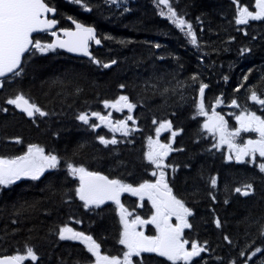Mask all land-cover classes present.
<instances>
[{
	"label": "trees",
	"instance_id": "trees-1",
	"mask_svg": "<svg viewBox=\"0 0 264 264\" xmlns=\"http://www.w3.org/2000/svg\"><path fill=\"white\" fill-rule=\"evenodd\" d=\"M127 1L117 7L105 0H88L92 11H84L71 0H46L56 9L61 26L69 25V17L95 26L102 46L92 49L94 57L116 64L104 68L61 50H33L23 58L21 76L0 81V156L23 155L34 144L59 157L57 168L46 170L39 179L23 178L0 188V255H26L27 246L38 261L29 258L25 264L91 263L93 256L85 244L59 239L58 229L67 225L92 236L103 254L123 256L117 208L111 203L85 208L75 192L79 180L68 174L67 165L83 166L132 186L149 182L153 176L145 158L147 140L157 135L161 122L170 121L171 129L160 131V138L179 150L166 158L168 186L193 212L185 239L208 249L194 264H264V173L256 162L227 161L222 149L213 148L215 137L202 128V116L193 118L201 82L209 86L204 93L208 110L222 95L245 103L255 90L264 99V20L235 22L237 3L250 10L255 0H170L192 24L198 47L159 14L167 9L155 0ZM49 39L47 33L34 35L43 43ZM245 48L249 51L242 54ZM194 75L196 81L191 79ZM21 93L48 115L29 117L6 103ZM121 95L136 105L135 124L128 121L127 136L105 125L93 129L76 118L84 112L90 124H98L91 113H106L103 102ZM173 131L179 132L174 138ZM99 136L115 137L118 143L106 146ZM249 183L254 188L251 195L235 192ZM123 205L137 210L130 194ZM217 219L221 227L216 226ZM256 248L262 252L252 256ZM132 264L171 262L152 252L133 256Z\"/></svg>",
	"mask_w": 264,
	"mask_h": 264
},
{
	"label": "snow or ice",
	"instance_id": "snow-or-ice-1",
	"mask_svg": "<svg viewBox=\"0 0 264 264\" xmlns=\"http://www.w3.org/2000/svg\"><path fill=\"white\" fill-rule=\"evenodd\" d=\"M72 3L79 5L84 11H92L88 4V0H71ZM110 5L121 6V0H105ZM158 6L163 5L167 11H160L161 16H166L181 32L189 38L190 43L194 47H198V38L193 31V26L183 16L172 7L170 0H155ZM235 2V0H234ZM237 15L235 22L238 25H246L250 21L264 20V0H255V11H250L248 7H240L237 3ZM56 9L50 7L46 0H0V77H5L7 74H12L14 77L21 76L24 69L22 67V56L26 52L33 50L45 53L55 48H66L68 52L82 53L85 56H91L88 51V41L95 40L96 44H100L101 40L96 39V30L93 26H87L82 22L72 19L75 25V30L63 29V33L68 39L57 40L51 44H42L39 40H33L32 34L40 31H48L52 29L58 22L55 19L46 18L45 14L55 12ZM129 11L124 8V12ZM55 36L56 32L52 31ZM112 37H105L111 39ZM120 43H126L120 41ZM155 47L159 48L160 45L156 44ZM249 51L242 49L241 53ZM91 62L99 64L104 68H109L111 65L117 63L116 60H111L104 63L91 57ZM252 70L249 69V72ZM196 81L198 77L194 75L191 78ZM225 80L228 78L225 77ZM248 79V75H244V80ZM124 88L125 85H120ZM209 86L203 82L199 84L200 101L195 104V116H207L205 111L204 93L205 89ZM243 87V82L238 86L236 91ZM167 91V89H165ZM249 99L256 104L264 107V99H261L255 90H251ZM222 101L217 98V103ZM9 105H14L16 108L21 109L29 117L36 114L39 116H46L48 113L41 110L34 102H30L22 93L15 95L6 101ZM105 108H113L116 111H121L127 108L129 113L136 107L135 104L129 102L127 96L121 95L115 101L105 100ZM233 106L239 107L237 100L231 101ZM212 115L203 123L202 128L207 130L213 136L219 135V142L213 144V148H218L221 144H227L228 148L235 153V158L238 162H243L246 156H251L255 159V154L259 153L260 157H264V116L257 115L254 111L241 112L236 117L239 127L234 131H228L227 122L222 116L215 111V105L212 106ZM7 111V109H4ZM91 116L96 117L100 124H90L89 114L81 112L76 118L82 121L85 125L96 129L101 124L108 127L112 132H122L125 136L129 134L128 121L135 124L133 116L129 114L124 120H111V113L107 116L101 115L99 112H92ZM156 124L157 121L153 120ZM172 124L170 121L160 123L156 129L157 136L162 129H171ZM241 132H255L259 134V139L247 140L243 145L236 144L235 138L240 136ZM178 133L172 132L174 138ZM101 144L115 145L118 143L117 139H106L104 136L98 137ZM17 142L19 140L17 139ZM149 151L145 153L146 160L154 164L158 169H161L160 175L155 183L145 181L139 187L133 188L131 185L124 184L120 180L109 179L99 173L89 172L83 166H75L68 163L67 169L70 176H79L80 184L75 189L76 195L81 201L84 202V207L88 208L90 205L99 206L105 200L115 201L120 208L121 222L124 224V230L121 233L119 243L125 245L128 249L124 253L123 260L115 256L109 257L101 255L100 245L93 239L92 236L85 235L83 232H77L73 228L65 225L58 229V236L60 240H81L87 246V251L95 257V264H132L131 257L133 255L139 256L141 252H155L162 257H166L171 264H194V259L199 258L201 253L208 251L206 247L197 241H188L183 239L182 232L184 229L191 228L189 217L193 215L190 208L185 206V203L177 199L172 194V189L165 181L163 172V160L168 156L171 151H178L173 149L171 142L168 144H160L159 141H153L151 137L148 138ZM227 159L231 160L232 155ZM59 163L57 155L48 153L38 145H28L27 151L20 156L13 158H5L0 156V188H8L23 178H30L37 180L46 171V169H55ZM260 172L264 173V163L258 165ZM155 176L156 173L153 172ZM217 185V177H211V186L215 188ZM121 192H132L134 195H139L141 199L147 196L152 202L155 213L150 220H141L139 216L132 220L131 224L128 223L126 216L129 215L123 205L120 204L119 196ZM236 193L243 196L251 195L254 192L251 183L246 184L243 188H236ZM211 195V193H209ZM215 199V197H213ZM227 203V201H225ZM175 217L176 223L172 224L170 218ZM79 223V221H77ZM151 223L154 224L157 230L156 236H145L143 232H137L135 225ZM217 227H221L220 220L215 221ZM261 235H264V227L261 228ZM229 240L228 236L224 237ZM207 243V242H205ZM190 244V249L185 245ZM262 249L256 248L252 256L256 253H261ZM241 256L245 253L241 252ZM31 259V261H38V256L31 247L26 246V255H5L0 256V264H22L23 261ZM252 257L250 256L249 259ZM235 264V262H231ZM247 264V261L245 262Z\"/></svg>",
	"mask_w": 264,
	"mask_h": 264
},
{
	"label": "rangeland",
	"instance_id": "rangeland-1",
	"mask_svg": "<svg viewBox=\"0 0 264 264\" xmlns=\"http://www.w3.org/2000/svg\"><path fill=\"white\" fill-rule=\"evenodd\" d=\"M126 3L127 1L126 0H121V3ZM161 8H163L164 10L166 9V8H164V6L163 5H161L160 6ZM255 11V10H254ZM42 43V42H41ZM42 44H51V42H47V43H42ZM249 104V103H248ZM255 108H258V109H261V106H257V104H255V102L253 103V104H249L248 106H246V107H244V108H240V106L239 107H235V111H233V114L231 115V121H232V123H233V126L232 127H230L229 126V123L227 122V126H228V131H234L236 128H238L239 127V124H238V122H237V120H236V117L238 116V115H240L241 114V112H245V111H254V109ZM108 110H109V112L108 113H106V114H101V115H108L109 113H111V118H112V120H113V122H115V121H117V120H124L126 117H127V115H128V113H127V111L126 110H124V108L121 110V111H118V113L119 114H121V118L120 119H117V118H114V113H113V111H116L115 109H113V108H111V107H109V108H107ZM239 109V110H238ZM254 112H256V111H254ZM256 114L257 115H260L258 112H256ZM212 115V113H207V116H203V123L208 119V116H211ZM94 120H97V118L96 117H94ZM98 124H100V123H98ZM118 133H120V132H118ZM215 137V141L218 143L219 142V135H216V136H214ZM249 139H252V140H256V139H259V134L258 133H255V132H241V134H240V136H238V137H236L235 138V143L236 144H238V145H243L247 140H249ZM152 140L153 141H159V143L160 144H164L161 140H160V137H159V139H156V138H152ZM147 145H148V148H147V152L149 151V143H147ZM220 147H222V148H224V150H225V154L227 155V157L229 156V155H232V160L233 159H235L236 160V158H235V153L234 152H232L229 148H228V145L227 144H221V145H219V148ZM46 153V152H45ZM257 154H259V153H256L255 154V156L257 155ZM245 159H249V160H253V158L251 157V156H246L245 158H244V161H245ZM163 164H164V160H163ZM153 166H154V169H155V173H156V175L154 176V179L157 177H159V175H160V171H161V169H158L154 164H153ZM77 167H79V166H77ZM163 170V169H162ZM163 172H164V170H163ZM130 194H133L132 192H129ZM137 197H138V199L139 200H141V197L139 196V195H136ZM145 197V196H144ZM116 204V203H115ZM121 204V203H120ZM122 205V204H121ZM116 207L118 208V212H119V219H120V221H121V217H120V208H119V205H117L116 204ZM124 207V206H123ZM124 209H126L127 210V208H125L124 207ZM127 213L129 214V215H127L126 216V219H127V221H128V223L129 224H131V222H132V220H135V216H137V215H135V214H133L132 212H130L129 210H127ZM121 225H122V232H123V230H124V224L121 222ZM138 225V224H137ZM155 229H156V227H155ZM157 231V230H156ZM126 247V246H125ZM126 251H128V249H127V247H126ZM101 255H106L105 253L104 254H101ZM107 256H109V257H112V256H110V255H107ZM115 257H117L118 259H120V260H123V258H124V256H115ZM91 264H95V257H94V259H93V261H92V263Z\"/></svg>",
	"mask_w": 264,
	"mask_h": 264
},
{
	"label": "flooded vegetation",
	"instance_id": "flooded-vegetation-1",
	"mask_svg": "<svg viewBox=\"0 0 264 264\" xmlns=\"http://www.w3.org/2000/svg\"><path fill=\"white\" fill-rule=\"evenodd\" d=\"M65 28H68L70 27L69 25L67 26H64ZM152 180V179H151ZM157 180V177L155 179H153L152 181H149V183H155ZM139 187V186H137ZM137 187H133V188H137ZM127 193L125 194H120V197H121V201L123 200V198L125 197ZM138 201V199H136V202ZM140 204H141V208L139 209H143V205H147L149 208V213L147 214H144L143 217L140 216V219L141 220H144V221H148L151 219V217L153 216V214L155 213V209L153 208L152 206V202L148 199L147 196L143 197V199L140 200ZM170 222L172 224H175L176 223V220H175V217H171L170 218ZM137 232H143L145 236H156L157 233H156V229H155V225L154 224H151V223H145V224H138L136 226V229H135ZM185 231V229L183 230V232ZM182 232V234H183Z\"/></svg>",
	"mask_w": 264,
	"mask_h": 264
},
{
	"label": "water",
	"instance_id": "water-1",
	"mask_svg": "<svg viewBox=\"0 0 264 264\" xmlns=\"http://www.w3.org/2000/svg\"><path fill=\"white\" fill-rule=\"evenodd\" d=\"M48 5H49V4H48ZM49 6H50V5H49ZM50 7H51V6H50ZM53 8H54V7H53ZM55 14H56V11H55V12L46 13L45 16H46V18H48V19H54ZM56 21H57V20H56ZM70 21H71V23H72V19H70ZM78 22H80V21H78ZM82 23H83V22H82ZM84 24H85V23H84ZM85 25H87V26H91V25H88V24H85ZM56 26H57V24L54 25L53 28H52V29H49V30H53V29H55ZM93 27H94L95 30H96V39L101 40V39L97 36V29H96V27H95V26H93ZM68 29L74 31V30H75V25L72 23V27H70V28H68ZM62 30H63V29H58V32L56 33V35L53 36L52 39H51V40H52V43H53V42H56L57 40H66V39H68V37H66V36L64 35V33H63ZM40 32H42V31H40ZM40 32L33 33V34H32V37L34 36V34H37V33H40ZM58 33H61L62 36H59ZM92 44H93L94 46H102V42H101L100 44H96L95 40H89V41H88V51L91 53V56H85V55H83L82 53H77V52H68L66 48H59V47H57V49H60L61 51L66 52V53H68L69 55L79 56V57H86V58L91 59V57H93L92 52L90 51ZM25 54H26V53H25ZM25 54H24V55H25ZM24 55H23V56H24ZM23 56H22V60H23ZM8 75H11V74H7L6 76H8ZM6 76H5V77H6ZM0 78H3V77H0ZM17 109H18V108H17ZM18 110L22 111L21 109H18ZM108 202H112V200H105V201H104V203H108ZM7 255L10 256L9 254H7ZM0 256H5V255H0Z\"/></svg>",
	"mask_w": 264,
	"mask_h": 264
},
{
	"label": "bare ground",
	"instance_id": "bare-ground-1",
	"mask_svg": "<svg viewBox=\"0 0 264 264\" xmlns=\"http://www.w3.org/2000/svg\"><path fill=\"white\" fill-rule=\"evenodd\" d=\"M77 13H78V12H77ZM77 13H76V14H77ZM139 37H141V36H139ZM236 65H237V64H236ZM242 93H243V92H242ZM190 103H191V102H190ZM187 106H188V105H187ZM178 133H179V132H178Z\"/></svg>",
	"mask_w": 264,
	"mask_h": 264
}]
</instances>
